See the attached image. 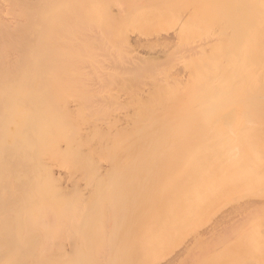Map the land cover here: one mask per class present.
Returning <instances> with one entry per match:
<instances>
[{
  "label": "rangeland",
  "instance_id": "obj_1",
  "mask_svg": "<svg viewBox=\"0 0 264 264\" xmlns=\"http://www.w3.org/2000/svg\"><path fill=\"white\" fill-rule=\"evenodd\" d=\"M260 2L36 4L34 91L0 113V264H264Z\"/></svg>",
  "mask_w": 264,
  "mask_h": 264
},
{
  "label": "bare ground",
  "instance_id": "obj_2",
  "mask_svg": "<svg viewBox=\"0 0 264 264\" xmlns=\"http://www.w3.org/2000/svg\"><path fill=\"white\" fill-rule=\"evenodd\" d=\"M39 1H45V0H0V113L1 114L6 112L5 105H8V103L5 102H8V100L11 101L14 98L13 93H15V90L18 89V91L16 92L21 93L22 91L21 94H23L24 90L22 89L31 88V85L35 83V80L37 78V71H35L33 62L35 60L34 57L35 52L37 51L36 48L38 47L37 31L43 25V20L41 18L40 19L38 18L36 13L37 11H35V6ZM260 8L262 15H264V0H261ZM262 34H264V29L262 31ZM193 74L194 73L190 75L188 74L187 81L190 80ZM263 84L264 82H262L261 86ZM23 85H30V87L27 88L25 86L24 88ZM20 87L22 88L21 91L19 92ZM249 87L250 84L246 83L245 89H248ZM259 87H260V82H259ZM32 91L34 90L32 89ZM26 92L27 91H25V93ZM246 92L249 93L248 90ZM33 93L32 95L34 96ZM27 94L29 96V92ZM21 96L24 98V94ZM31 98H33L34 100V97ZM259 98L260 99L264 98V91H262V93L259 95ZM33 100L31 99V102L34 104L35 100L34 101ZM32 103L29 104V106L33 105ZM50 174L53 179L55 180L58 179L55 177L52 168H50ZM245 176L248 178V174ZM233 177L235 178V176ZM190 253L192 254V251Z\"/></svg>",
  "mask_w": 264,
  "mask_h": 264
}]
</instances>
